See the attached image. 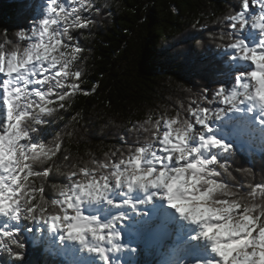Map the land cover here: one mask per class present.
I'll return each mask as SVG.
<instances>
[{
    "label": "snow or ice",
    "instance_id": "6c2138e0",
    "mask_svg": "<svg viewBox=\"0 0 264 264\" xmlns=\"http://www.w3.org/2000/svg\"><path fill=\"white\" fill-rule=\"evenodd\" d=\"M103 11L95 0H45L42 17L30 28L15 31V40L5 33L0 43V214L43 225L61 248L74 249L85 264H125L124 254L131 261L138 253L125 240L129 213L145 218V207L163 202L170 217L159 219L152 228L155 242L167 257L159 264H255L253 245L264 248V212L249 214L237 204L234 215L248 222L242 226L219 223L208 214L188 210L190 201L185 196L189 194L182 196L176 185L177 174L196 167L198 160L209 162L212 181L229 183L220 165L227 167L233 145L216 134L220 129L214 125L226 124L241 138L257 133L264 137V0H241L239 10L224 17L231 34L224 49L235 66L225 82L212 90L205 87L189 101L181 135L170 129L179 123L183 103L181 111L159 120L150 160L137 157L143 148L139 142L120 155L106 152L107 159H93L101 166L100 173L80 166L65 174L67 183L52 185L59 186L57 198L45 199L51 162L62 145L58 137L51 144L38 140L41 126L47 117L64 110L77 93L95 92L79 84L83 71L76 65L84 48L72 33L89 29ZM65 47L71 57L57 61L56 55H69ZM29 120L32 126L26 127ZM34 156L45 161L42 170L31 162ZM56 171L60 173L59 168ZM36 179L41 180L39 187ZM261 190L264 183H255L248 193L254 197ZM49 203L55 211L49 210ZM89 206L92 211L87 210ZM14 232L0 229V247L11 239L24 249V243L13 238ZM193 243L201 245L198 254L190 251ZM22 258L17 251L15 259Z\"/></svg>",
    "mask_w": 264,
    "mask_h": 264
},
{
    "label": "trees",
    "instance_id": "16d2710c",
    "mask_svg": "<svg viewBox=\"0 0 264 264\" xmlns=\"http://www.w3.org/2000/svg\"><path fill=\"white\" fill-rule=\"evenodd\" d=\"M95 2L102 5V0ZM240 4L241 0H108L95 26L74 31L84 48L77 64L83 71L79 84L95 92L77 93L41 126L38 140L51 144L58 137L62 145L45 182V199L57 198L54 183H67L57 168L66 173L83 161L104 160L106 152L123 154L134 142L143 143L130 129L148 115H174L181 111L180 103L187 109L205 87L212 90L225 82L235 65L229 60L231 53L220 46L231 42L221 40V34L229 32L224 17ZM42 12V0H0V43L5 33L15 40V31L30 28ZM194 41L202 42L200 47ZM249 143L260 152L233 145L227 163L236 179L223 177L245 193L255 183H264V144L256 137ZM245 166L253 168V178L234 171ZM40 183L35 180V186ZM16 225L13 238L24 243L23 258L0 254V264H76L61 255L46 228L39 238L37 224L21 217ZM140 251L131 264H147L156 245L148 255Z\"/></svg>",
    "mask_w": 264,
    "mask_h": 264
},
{
    "label": "clouds",
    "instance_id": "9594fccd",
    "mask_svg": "<svg viewBox=\"0 0 264 264\" xmlns=\"http://www.w3.org/2000/svg\"><path fill=\"white\" fill-rule=\"evenodd\" d=\"M108 0H102V6L106 5ZM174 10V9H173ZM221 23L223 21H220ZM92 26H95L93 24ZM65 36L71 39L67 33ZM221 40L230 41L231 34L230 33H222ZM197 47H200L202 42L194 41ZM230 43V42H229ZM228 43L220 45L225 47ZM65 53L69 55L67 57L63 55H56L55 59L57 61H63L65 59H69L71 57V50L65 47ZM24 60L20 61V64L23 65ZM15 66V63L13 64ZM77 66V65H76ZM71 67H69V74H71ZM21 78H24V72H21ZM182 111H187V109H182ZM180 115V121L178 124L174 125L170 131L175 132L178 135L182 134V129L185 127L186 121L184 120V116L182 112ZM170 117L169 115H161L158 118H149L144 119L139 122L137 125H134L133 131L137 134L139 138L143 141V148L136 155L140 159H151L152 154L154 152L153 144L154 141L158 138L159 129L158 124L160 119H167ZM26 127H31V120L26 121ZM195 134V133H193ZM107 159V157H105ZM33 164L43 165L45 161L42 158L34 156L31 160ZM22 164L23 161L21 160ZM207 161H197L196 167L189 168L185 172L179 173L178 175V183L176 185V190L182 195L185 196V193L189 195L185 196V199L190 201V205H188V210L194 211L198 215L208 214L212 217L213 220L218 221L219 223L228 222L229 226L236 225L239 222V225L247 223V220H242L238 215H234L237 211L236 205L239 204L241 208L246 209L249 214L253 211L257 213L264 212V190L261 192H257L253 197L248 192L245 193L241 190L240 187L232 183H217L212 181L210 178L209 170H208ZM51 164H55V161H52ZM80 166L92 169L93 167L96 169L97 173L101 172V166L99 164H95L93 159L83 161L80 165H72L71 168L67 170L66 173L61 171V174H67L70 171L78 170ZM220 169L224 176H227L229 180H235L236 177L233 175V170H231V166L228 164L225 167L223 164L220 165ZM235 172L239 173L241 176L253 178L255 173L251 167L245 166L234 169ZM42 179V177H41ZM59 186H55L54 190H58ZM45 205L41 203V207ZM207 206V207H202ZM50 211H55V208L49 203L47 205ZM9 245H14V248H10ZM254 250L257 255L252 259L255 261V264H264V248L256 247L253 245ZM0 254H7L9 258H15V253L17 251L23 253V249L19 247V245H15L13 240H7L3 247H0Z\"/></svg>",
    "mask_w": 264,
    "mask_h": 264
},
{
    "label": "rangeland",
    "instance_id": "374dc122",
    "mask_svg": "<svg viewBox=\"0 0 264 264\" xmlns=\"http://www.w3.org/2000/svg\"><path fill=\"white\" fill-rule=\"evenodd\" d=\"M42 3H43V9H44V7H45V0H42ZM42 15H43V12H42V14L40 15L39 18H41ZM0 79H2V77H0ZM214 127H218L219 129L220 128H223V130L220 129V131H218L216 134L220 133V137L222 139H225L226 142H229L232 145H236L237 147H241V148H244L246 150L253 149L252 146H251V144L249 143L250 140L253 137H250L249 138L250 140H249L248 138L246 139V138H241L239 136H236V135L233 134L232 129L231 128H228L226 126V124H216V125H214ZM225 129H226V131H225ZM255 136H256V140L257 141H261L264 144V137H261V135L259 133H257ZM253 150H255V148ZM255 151L256 152H260L259 150H255ZM89 208H92V207L89 206L87 208V210ZM91 210L92 209H90L88 211H91ZM133 218L134 217H132V219ZM126 223H127V227H126L125 233H124L125 239L128 236L131 235V229H129L130 222H129V224H128V222H126ZM140 225H141V223H140ZM143 225H145V224L143 223ZM143 225L142 226H139V231H140L139 232V235H140V238L137 239V242L133 243V245H135L137 247L138 253L132 258L131 261L128 259V255L129 254H124L123 259H124L125 264H131L133 262H136L138 260V257L141 256L140 255V252H141L140 250L141 249H144L145 250L144 251L145 254L148 255L149 248L151 246H153V245H156V251L151 256V260L147 261V264H159V262H161L162 260L167 259L166 254H165L163 248L160 245H158L154 240L148 241L146 239V237H145L146 236V234H145V227H147V226L144 227ZM16 226H17L16 225V219H14L11 215H4L2 218H0V229H3L4 231H11V230H14ZM37 228H41L42 229L43 228V225H38ZM37 237L41 238L42 237V234L41 233H38L37 234ZM52 244L58 245L56 243V239H55V241L52 242ZM193 245H191V246H193ZM194 247H195V248H193L194 251L192 249H190V251L192 253H195L197 251V248H200L199 245H194ZM60 253H61V255L64 258L67 257L71 263L85 264V261L83 260V258L79 254H77L74 249H72L70 247L60 248Z\"/></svg>",
    "mask_w": 264,
    "mask_h": 264
},
{
    "label": "bare ground",
    "instance_id": "6f19581e",
    "mask_svg": "<svg viewBox=\"0 0 264 264\" xmlns=\"http://www.w3.org/2000/svg\"><path fill=\"white\" fill-rule=\"evenodd\" d=\"M221 130H223V128H220ZM226 131V130H225ZM218 136H219V133L217 134ZM255 140V139H254ZM257 145V144H256ZM257 146H259V145H257ZM258 148V147H257ZM261 148V147H260ZM163 207H165L164 206V203L163 202H159V203H157L156 205H155V207L154 208H151V210H150V212H151V218H154L153 220H154V223L156 222L155 221V219H157V221L159 220V219H161L160 217H159V215H160V213H158V210L159 209H161V208H163ZM92 209V208H91ZM88 210H90V209H88ZM165 213V215L163 216L164 218H169L170 217V210H168V209H165V211H164ZM4 215L3 214H0V218H2ZM132 216V215H131ZM147 218V217H146ZM146 218H144V219H146ZM139 220L138 218H137V216H136V218H133V219H131V223H130V227H129V229H131V235L130 236H128L125 240H128L130 243H135V242H137V239L138 238H140V235H139V226H137V225H140L137 221ZM136 222V223H135ZM148 227V226H147ZM175 227H178V225H173V228L175 229ZM146 232V239L148 240V241H152V238L154 237V235L152 234V229H148V230H146L145 231ZM168 243H171V240H169L168 241ZM194 245H199V247L201 248V245L199 244V243H193ZM192 244V245H193ZM194 245L193 246H191V248L190 249H192L193 250V248H195L194 247ZM200 248H197V251L194 253V254H198L199 253V251H200ZM194 251V250H193ZM77 253V252H76ZM78 254V253H77Z\"/></svg>",
    "mask_w": 264,
    "mask_h": 264
}]
</instances>
